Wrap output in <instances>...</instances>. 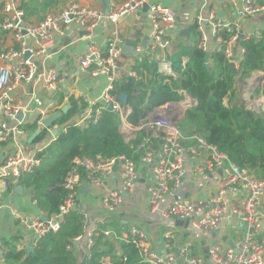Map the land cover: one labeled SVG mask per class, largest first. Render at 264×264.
Wrapping results in <instances>:
<instances>
[{
  "label": "built area",
  "instance_id": "2783aa9c",
  "mask_svg": "<svg viewBox=\"0 0 264 264\" xmlns=\"http://www.w3.org/2000/svg\"><path fill=\"white\" fill-rule=\"evenodd\" d=\"M29 1L0 0V143H11L16 149L0 165V213L6 208L3 195L21 183L22 177L40 166L38 154L56 140L47 130L49 141L45 147L32 153L25 150L27 131L24 126L27 124V116L34 114L37 109V128H43L42 122L53 115L56 103L54 100L46 101L42 94L55 95L62 82L59 71L55 68H47L38 73L35 59L46 56L54 47L57 36L64 35L72 28L92 31L102 22H107L111 31L106 54L99 51L95 42H90L88 53L77 59L82 71L90 72L92 77L104 79L105 88L98 98L88 103L89 109L84 118L71 124L83 128L90 122L96 124L103 112L110 107L120 117V132L127 144L135 142L139 133L144 132L138 145V150L144 152L139 163L126 155L110 159H75L64 183L67 195L59 214L53 217L44 215L48 217L46 221L43 220L44 216L15 214L20 226L32 233V247L36 248L48 234L58 232L67 215L81 213L83 230L74 243L85 240V259L90 257L98 226L105 222L93 224L81 210L79 197L82 190L89 188L96 192L100 195L105 210L114 213L124 203L125 195L135 191L144 170L148 172L150 180L146 192L147 206L151 213L165 219L190 221L195 229L208 232L219 227L229 210L241 220L244 225L243 239L237 242L235 249L224 250L220 244L210 247L209 253L214 264H264V178H255L248 170L232 164L227 155L210 144L204 135H186L183 132L181 125L186 112L196 107L198 102L182 90L181 100L154 109L138 126H134L128 120L132 109L123 105L119 95L114 94L117 84L125 78H137L133 67L125 70L121 68L120 61L126 44L120 36L118 24L120 20L141 12L145 5H149L150 11L152 30L149 51L154 65L167 81L179 77L178 72L188 64V59L184 58L182 62L178 60L180 70H176L174 58L177 57H173L171 53L178 36L176 11L151 3V0H105L108 12L104 13V10L69 0L65 6L49 10L42 20L32 23L27 19L24 9ZM237 14L239 23L234 24L222 21L218 12L211 10L207 17L197 16L192 21V26L198 35L196 44L200 49L208 53L223 54L238 71L245 54L241 42L259 38L264 31V26L243 30L240 24L253 17H264V3L243 0L242 6L237 7ZM142 52V48L135 50L138 55ZM27 53L31 57L25 59ZM133 63L138 64V59ZM250 79H247L249 83ZM30 83H34L29 94L30 102L29 105H24L17 90L21 85ZM245 94L253 97L248 91ZM247 107L257 112L264 110V97L254 98L253 103ZM189 161L195 163L198 176L222 171L215 194L211 198L198 197L165 203V199L183 184L185 166ZM113 177H118L119 189L107 188L108 181ZM229 195L232 199L227 200ZM102 233L106 239L114 234V230H104ZM118 240L132 243L142 264H179L172 253L157 252L148 235L137 227L120 233ZM166 240L167 246L171 247L173 234L168 232ZM17 249L25 250L22 246ZM181 258L185 264H202V259L193 254L192 246L185 247ZM102 264L112 262L105 258Z\"/></svg>",
  "mask_w": 264,
  "mask_h": 264
},
{
  "label": "trees",
  "instance_id": "16d2710c",
  "mask_svg": "<svg viewBox=\"0 0 264 264\" xmlns=\"http://www.w3.org/2000/svg\"><path fill=\"white\" fill-rule=\"evenodd\" d=\"M57 5L55 0H30L24 9L31 21L33 16L45 15L49 8ZM191 32L192 45L179 47L176 54L179 62L188 59L177 79L167 81L156 66L151 68L154 63L142 59L138 60V67H133L137 78H125L117 84L114 94L128 96V106L132 109L128 120L138 126L154 109L181 100L180 91H186L198 105L186 112L181 125L183 132L204 135L210 144L227 155L232 164L248 170L255 178H264V110L249 109L238 91L239 76L247 80L254 73L264 71V31L259 38L241 42L245 54L238 71L231 68L223 54L200 49L194 26ZM1 37L0 34V41ZM261 96L264 97V84L255 91L253 98ZM67 103L68 112L56 123L65 130L38 154L40 166L21 179L38 209L49 217L60 212L67 195L64 183L75 159H110L126 155L139 163L144 152L138 150L144 132L139 133L135 142L127 144L120 132V117L111 109L105 110L96 124L90 122L83 128L74 126L71 121L85 114L88 104L74 96ZM24 128L32 132L37 129V123L26 124ZM47 134V131L42 132L36 143H42ZM82 230L83 215L70 213L60 230L44 237L32 253L27 249L18 251L13 243H6L4 264H78L73 246ZM104 230H112V225L98 226L90 257L82 264H102L105 258H110L112 264H142L132 243L120 242L118 252L105 241Z\"/></svg>",
  "mask_w": 264,
  "mask_h": 264
},
{
  "label": "crops",
  "instance_id": "0c3cea01",
  "mask_svg": "<svg viewBox=\"0 0 264 264\" xmlns=\"http://www.w3.org/2000/svg\"><path fill=\"white\" fill-rule=\"evenodd\" d=\"M55 1H58V5L49 8L46 12L51 9L65 6L69 0ZM72 1L101 10L107 7L105 0ZM117 1L121 2L123 0ZM257 1L260 3L263 2V0ZM242 2L243 0H229L227 4H218L206 2L205 0H151V3H158L164 7L173 8L176 11L178 36L171 49L173 57L178 53L179 47L182 48V46L187 47L192 45V42L191 45L188 43V39L180 37V32L187 28H191L192 21H194L197 16L201 15L207 17L211 10H216L222 21L238 24L239 17L237 14V7H241ZM206 4L207 6H205ZM43 17L44 14L40 17L33 16L31 22L37 23L42 20ZM118 25L120 36L126 44L125 48L127 49L128 42H132L136 51L138 48H142L143 50L140 55H132L130 53L123 54L120 61L122 70L129 67H138L139 63H133L136 58L140 61L145 59L150 63H154L153 56L149 51L152 30L150 11L144 10L143 8L138 14L120 20ZM261 26H264L263 16L253 17L246 23L240 24L243 30H248L249 28L256 29ZM110 31L111 26L107 22H102L92 31L72 28L64 35L57 36L54 47L46 56L37 57L35 59L38 73H41L47 68H55L59 71L61 77L62 82L59 84L58 91L55 95L49 96L47 93L42 94V98L46 101L54 100L56 103V110L53 112V115L58 113L59 109H62L64 106L69 107L67 102L71 96H74L76 99H84L85 103L88 104L102 94L105 88L104 79L92 77L90 72L82 71L77 63V59L88 53L90 42H95L99 51L102 54H106L107 40ZM192 37L191 32L190 40ZM181 39H183V41H181ZM259 73L262 72H258V74ZM262 77L263 76L256 77L254 80H261ZM253 81H251V83H254ZM257 84H259V82H257ZM33 86L34 83L23 84L17 90V95L24 105H29V94L31 90H33ZM252 87L253 86L250 85L249 82L247 85L238 83V88H242L244 93L247 91L249 92ZM34 111V114L27 116V124L33 125L35 122L37 123L36 119L38 117V112L37 109ZM85 115L86 113L74 118V121L83 119ZM41 129L42 128L38 127L36 130H32V132L27 130V143L25 144L27 153L35 152L48 144V136L45 137L42 143H36V140L34 143L29 142L31 136ZM61 129L63 131V128ZM54 138L56 139V137L53 136V139ZM15 150V146L11 143H0V165L7 157L12 155ZM185 170L186 176L183 184L172 196L165 199V203L174 200H192L198 197L211 198L215 194L221 178V170L204 176H198L196 175V165L192 161L187 162ZM148 179V172L143 170L135 191L132 194L125 195L124 203L114 213H109L105 210L99 198L100 195L93 190L84 188L80 194L79 200L81 210L88 215L91 223L94 224L104 221L107 225H112L114 234L106 238L105 241L118 252H120V242L118 240L120 233L128 231L132 227H137L146 233L154 249L160 254L172 253L175 255L179 264H185L183 258H181V252L184 251L186 246H192L193 254L202 259V264H214L209 253L210 247L220 244L224 250L231 248L235 249L237 242L243 239L244 225L231 210L226 212L223 221L213 232L195 229L190 221L165 219L158 214L151 213L150 208L147 206L146 187L148 185ZM20 187H22V189H18ZM107 188L119 189L118 177L111 178L107 183ZM226 198L230 200L232 196L229 195ZM3 200L6 208L0 213V264H4L6 243H13L17 248L22 246L27 250L29 247H32V245H30L33 241L32 233L24 230L20 226L19 222L15 219V214L31 217H43L46 215L38 209L37 202L33 201L30 191L22 185V182L13 186L10 191L5 193L3 195ZM262 227L264 234V221ZM168 232L173 234L171 247L167 246L166 234ZM74 250L78 264L83 263L86 254L85 240L74 243Z\"/></svg>",
  "mask_w": 264,
  "mask_h": 264
},
{
  "label": "water",
  "instance_id": "95a60500",
  "mask_svg": "<svg viewBox=\"0 0 264 264\" xmlns=\"http://www.w3.org/2000/svg\"><path fill=\"white\" fill-rule=\"evenodd\" d=\"M205 1H208V2H211V3H218V4H224V3H228L229 0H205ZM144 10H149V6L148 5H145L144 7ZM108 12V9L107 7H105L104 9V13H107ZM180 37L181 38H185V39H188V43L191 45V41H190V38H191V28H187L183 31L180 32ZM127 53H130L132 55H135V49H134V44L132 42H128L127 43V49L125 48V51H124V54H127ZM31 57V54L30 53H27L26 56H25V59H28ZM174 62H175V68L176 70H180V64L178 63V58H174ZM155 65H152V69L154 68ZM231 68L234 70V71H237L235 66L233 64H230ZM238 83H242L244 85H247L248 83V80H245L243 79L242 76H239L238 78ZM261 83H264V76H263V79L261 81H259V84L258 86L261 84ZM119 100L122 102L123 105H128V96L126 94H120L119 95ZM109 109H111L109 107ZM69 110V107L68 106H64L62 109H61V112H58L56 114H54L53 116L51 117H48L46 118L43 122H42V125H43V128L41 130H38L36 131L30 138V143H34V141L37 139V137L44 131H50L51 134L54 136V137H58L61 132H62V129L59 128L58 126H56V123L57 121L64 115L68 112ZM22 118V116H20V119ZM18 189H22V187L18 188ZM43 220H48V217L44 216L43 217ZM31 245V243H30ZM28 253H32L34 251V249L32 247H29L28 248Z\"/></svg>",
  "mask_w": 264,
  "mask_h": 264
},
{
  "label": "rangeland",
  "instance_id": "374dc122",
  "mask_svg": "<svg viewBox=\"0 0 264 264\" xmlns=\"http://www.w3.org/2000/svg\"><path fill=\"white\" fill-rule=\"evenodd\" d=\"M227 4V3H226ZM137 59V58H136ZM261 75H263L264 76V71L262 72V73H255L253 76H252V80L250 79V85H252L253 87H252V89L249 91L250 92V94H252L253 96H254V94H255V91L259 88V87H261L264 83H262V85L260 84L259 86H258V84L257 83H251V81H253V79H255L256 77H259V76H261ZM243 90H244V88H243ZM238 91H239V94H240V97L242 98L243 97V99H244V101L246 102V104L247 105H251L252 103H253V100H254V98L253 97H249V95H247V94H245L243 91H242V88L240 89V88H238ZM244 93V94H243ZM243 95V96H242ZM255 99H258V98H255ZM74 121V119H72V122ZM148 183H150V180L148 179Z\"/></svg>",
  "mask_w": 264,
  "mask_h": 264
},
{
  "label": "bare ground",
  "instance_id": "6f19581e",
  "mask_svg": "<svg viewBox=\"0 0 264 264\" xmlns=\"http://www.w3.org/2000/svg\"><path fill=\"white\" fill-rule=\"evenodd\" d=\"M263 79V77L261 78V80ZM261 80H257V81H253L254 83H257V82H259V81H261ZM261 85H262V83H261Z\"/></svg>",
  "mask_w": 264,
  "mask_h": 264
}]
</instances>
